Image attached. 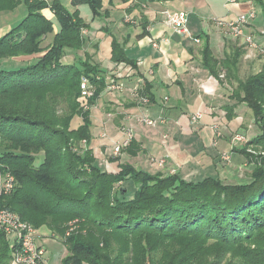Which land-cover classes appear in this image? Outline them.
<instances>
[{
    "label": "trees",
    "instance_id": "trees-1",
    "mask_svg": "<svg viewBox=\"0 0 264 264\" xmlns=\"http://www.w3.org/2000/svg\"><path fill=\"white\" fill-rule=\"evenodd\" d=\"M252 1L264 16V0ZM23 3L28 15L0 39V63L41 56L0 68V170L15 177V189L1 206L35 229L46 227L62 238L68 255L61 264H218L225 253L244 256L241 264H264V257L244 255L248 244L264 250V66L241 79L243 51L214 61L236 83V105H246L262 130L239 150L252 166L251 181L186 182L177 173L150 175L131 165L110 174L91 151L80 147L91 136L90 117L79 103L81 79L96 83L100 70L88 61L62 62L67 48L83 47V18L60 0L51 6L46 0H0V11L12 12ZM72 4H88L94 17L100 15L101 0ZM47 8L60 32L45 49L44 40L54 32L53 22L42 14ZM206 62H212L207 52ZM103 88L99 81L91 104ZM77 116L83 125L72 130ZM71 222L79 231L66 236ZM210 242L216 259L207 263L199 251L210 250ZM158 251L161 257L147 256ZM12 261L13 247L0 232V264Z\"/></svg>",
    "mask_w": 264,
    "mask_h": 264
},
{
    "label": "crops",
    "instance_id": "crops-1",
    "mask_svg": "<svg viewBox=\"0 0 264 264\" xmlns=\"http://www.w3.org/2000/svg\"><path fill=\"white\" fill-rule=\"evenodd\" d=\"M46 1L51 6L54 0ZM60 1L69 11L78 10L86 24L80 32L83 47L67 48L62 62L78 65V61H88L100 70L92 87L96 90L99 81L104 83L94 103L79 98L91 121L89 143L82 142L81 149L91 151L97 165L110 174L131 165L150 175L177 173L186 182L215 178L240 184L230 183L231 179L241 173L243 165L252 166L239 152L244 143L231 146V139L241 134L243 116L252 111L244 104L236 105V83L226 77L221 63L216 65L214 61L222 62L228 55L243 51L240 63L250 62L256 52L260 53L258 48L264 50V27L254 21L249 23L246 34L255 42L250 46L233 39L214 19L231 21L259 9L253 1L101 0L100 15L96 17L88 4L74 7L72 0ZM22 5L18 8L23 9ZM85 7L90 15L84 16ZM165 10L188 14L191 38L174 31ZM16 11L7 15L11 20L0 21V39L28 15V9L24 10L20 20ZM42 14L53 22L54 32L42 44L48 49L60 25L50 8ZM195 38L200 42L196 43ZM115 44L121 50L117 51ZM206 52L212 59L209 64ZM40 56L14 58L0 65L18 67ZM118 56L121 61H117ZM197 113H202V119L194 123ZM231 115L233 119L229 120ZM142 117L151 119L156 126L139 123ZM80 120L76 126L72 121V130L83 125V118ZM128 130L133 133L131 147L115 155L114 145L127 137ZM222 154H228L231 163L223 161ZM160 161L165 162L163 166ZM38 233L41 241L48 239L45 232Z\"/></svg>",
    "mask_w": 264,
    "mask_h": 264
},
{
    "label": "built area",
    "instance_id": "built-area-1",
    "mask_svg": "<svg viewBox=\"0 0 264 264\" xmlns=\"http://www.w3.org/2000/svg\"><path fill=\"white\" fill-rule=\"evenodd\" d=\"M165 15L168 22L173 27L174 31L183 37H192L188 29V14L186 12L169 13L165 10ZM257 17L255 9H251L247 14L240 15L231 21L223 19H214L215 23L222 28L228 30L229 35L235 40H243L247 45H254L252 36L246 34V30L251 21ZM128 22H133L131 19ZM264 36V31L262 32ZM199 43L198 38L194 39ZM264 54V50L262 51ZM81 98L83 100H90L95 89L91 85V81L87 77H83L80 83ZM202 119V113H197L193 118V122H199ZM139 123H144L149 126H156V123L151 119L142 117L138 120ZM127 137L121 142L114 145L113 152L119 155L121 151L128 148L133 139L132 130L126 131ZM238 141L244 143L246 140L242 136H238ZM86 145V142H83ZM222 160L230 161L228 154H222ZM164 161H160V166L164 165ZM15 189V177L10 172L0 170V232L6 234L10 240L11 247H13V261L12 264H48L46 260V249L39 245V233L32 225L24 222L21 217L1 206L3 197L12 193ZM68 236V235H67Z\"/></svg>",
    "mask_w": 264,
    "mask_h": 264
},
{
    "label": "rangeland",
    "instance_id": "rangeland-1",
    "mask_svg": "<svg viewBox=\"0 0 264 264\" xmlns=\"http://www.w3.org/2000/svg\"><path fill=\"white\" fill-rule=\"evenodd\" d=\"M22 6H23V9L27 12L26 5L24 4ZM257 8H259L256 10L258 15H257L256 20H254V22H257V26L261 25L264 27V16L262 14V10L260 9L259 6H257ZM23 9L18 8V10L15 9L14 12L17 10L16 11L17 15H20L22 12L24 13ZM82 11H83L84 16H86L87 14L90 15V10L88 7L83 8ZM9 13H10V11L9 12L0 11V21L2 19L9 20L10 18L7 16V15H9ZM22 18L23 17L21 16L19 19L21 20ZM250 46H252V45H250ZM258 51L260 53L256 52L258 55L256 54L250 60V62H248V63L241 62L240 63L239 76L241 79H245L252 74H257L262 69V67L264 66V54L261 52L260 48H258ZM0 67H1V65H0ZM247 109H248V107H247ZM243 118L245 119V121L243 122L244 130H242L241 134H239V135L243 136L245 138L246 141L244 142V145H243V146H245L246 142L248 140H250L251 137H254V136L261 134L262 130L257 127L255 120H254L253 112L249 111L246 116H243ZM80 121H81L80 117H76L73 120V124L76 126L77 123H79ZM239 135L232 137V139H231L232 145L231 146L237 145V147H239L240 145H242L241 142L237 140ZM251 149H253V148H251ZM2 150H4V149L1 148L0 153L3 152ZM256 153L257 154L262 153V149H259L258 151H256ZM229 163H231V162H229ZM240 169H241V173L235 174L233 179H231L232 182H230V183H246V182L250 181V175L252 172V168L249 167L248 165L246 167L243 165ZM228 177L230 178V174ZM225 180L228 181L229 179H225ZM67 227H69L70 230L66 234V236L70 235V233L73 232L74 230L79 231L78 225H75V223H73V222L69 223ZM37 231H43V233L45 232L46 236L48 237V239L46 241H41V239L39 238L40 239L39 244H42V246L47 250L45 258H46L48 264H61L62 260L68 255V252H67V249L64 245L63 239L56 236L55 233L51 232L46 227H42L40 230H37ZM82 232L85 233L86 231L83 230ZM261 239L262 238L260 237L257 241H259ZM52 240H54V241H52ZM210 244H211V242L209 243V246H210ZM209 246H208V248H209ZM245 247H246L245 249L247 250V252L244 255L246 257H264V250L263 249L260 250L261 247L255 248V246L253 244H248ZM250 251H253L255 254H253ZM199 252H200V254H203V255H202V257H200V254H199L198 257L205 258L207 263H211L212 261H214L216 259L211 246H210V250H207V252L206 251H199ZM147 256L153 257V258L154 257H161V252H159V251L153 252V253L149 252V254ZM240 257H244V256H241L239 254L237 255L235 253H230V254L225 253V254L221 255V259L219 260L218 264H222L223 262H224V264H241L242 261H241Z\"/></svg>",
    "mask_w": 264,
    "mask_h": 264
},
{
    "label": "water",
    "instance_id": "water-1",
    "mask_svg": "<svg viewBox=\"0 0 264 264\" xmlns=\"http://www.w3.org/2000/svg\"><path fill=\"white\" fill-rule=\"evenodd\" d=\"M250 181H251V178H250Z\"/></svg>",
    "mask_w": 264,
    "mask_h": 264
}]
</instances>
